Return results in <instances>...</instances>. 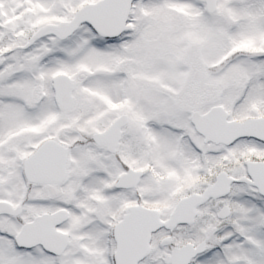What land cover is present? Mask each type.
Listing matches in <instances>:
<instances>
[{"label":"snow or ice","instance_id":"1","mask_svg":"<svg viewBox=\"0 0 264 264\" xmlns=\"http://www.w3.org/2000/svg\"><path fill=\"white\" fill-rule=\"evenodd\" d=\"M0 264H264V0H0Z\"/></svg>","mask_w":264,"mask_h":264}]
</instances>
